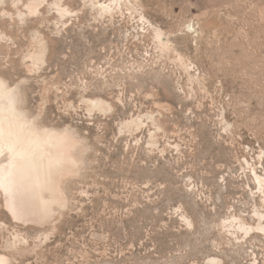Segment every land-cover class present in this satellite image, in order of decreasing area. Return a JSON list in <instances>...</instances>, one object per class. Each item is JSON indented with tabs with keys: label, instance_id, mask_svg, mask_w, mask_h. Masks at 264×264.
Segmentation results:
<instances>
[{
	"label": "rangeland",
	"instance_id": "obj_1",
	"mask_svg": "<svg viewBox=\"0 0 264 264\" xmlns=\"http://www.w3.org/2000/svg\"><path fill=\"white\" fill-rule=\"evenodd\" d=\"M31 1L0 3V76L24 81L29 113L70 127L87 152L49 222L12 214L0 188V254L10 264H264V231L228 226H258L264 211L254 173L264 176V0H131L115 17L64 0V20L53 0L35 14ZM96 98L110 111L91 110ZM139 115L144 124L129 126Z\"/></svg>",
	"mask_w": 264,
	"mask_h": 264
},
{
	"label": "bare ground",
	"instance_id": "obj_2",
	"mask_svg": "<svg viewBox=\"0 0 264 264\" xmlns=\"http://www.w3.org/2000/svg\"><path fill=\"white\" fill-rule=\"evenodd\" d=\"M49 1L51 0H32L29 3L31 7H28V4L26 8L30 13L35 14L40 12ZM63 1L53 0L50 4L56 7L57 14L64 20L71 11L64 7ZM89 1L91 9L103 17H115L116 14L123 13L124 6L132 2L131 0ZM142 18L145 19L144 16ZM158 38L166 48L162 34L158 33ZM43 59L41 52L37 53L33 56V63ZM0 82L4 85L0 88V146L5 149V156L0 157V179H2L0 188L5 193L7 206L12 214L18 217H33L39 223L49 222L57 210L67 207L65 183L68 178L75 175V168L86 155L83 156L87 152L86 145L70 127L62 130L44 126L39 122L38 117L29 113L25 107L26 94L22 89L24 81L12 86L0 76ZM87 102L91 110L94 105H98V110L101 112L110 111L112 108V105L102 98L90 99ZM149 117L147 116L148 119ZM143 118L139 115L130 121L129 126L139 128L144 124ZM9 146H14L18 150V155L11 163L6 158ZM254 173L264 202V176L259 175L255 168ZM256 216L259 220L258 226L250 225L243 217L235 218L228 226L246 233H259L264 231V211L257 208ZM186 219L193 225L190 219L187 217ZM0 261H3V264H10V259L6 255L0 254ZM213 261H216V258Z\"/></svg>",
	"mask_w": 264,
	"mask_h": 264
},
{
	"label": "snow or ice",
	"instance_id": "obj_3",
	"mask_svg": "<svg viewBox=\"0 0 264 264\" xmlns=\"http://www.w3.org/2000/svg\"><path fill=\"white\" fill-rule=\"evenodd\" d=\"M3 0H0V3H2ZM18 4L17 3H14L13 4V7H17ZM28 7H31V4L28 5ZM62 11H67V10H62ZM21 23H23V16H21ZM191 30V29H189ZM4 87L3 83L0 82V88ZM99 109V106L98 105H94L93 106V110H98ZM18 155V150L14 147V146H9L8 149H7V156L6 158L9 159V162L11 163L15 157ZM5 156V149L3 146H0V157H3ZM0 183H2V179H0ZM0 264H3V261H0Z\"/></svg>",
	"mask_w": 264,
	"mask_h": 264
}]
</instances>
